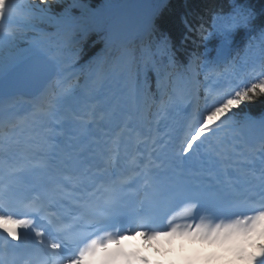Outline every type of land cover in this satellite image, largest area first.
<instances>
[{"label": "snow or ice", "instance_id": "6c2138e0", "mask_svg": "<svg viewBox=\"0 0 264 264\" xmlns=\"http://www.w3.org/2000/svg\"><path fill=\"white\" fill-rule=\"evenodd\" d=\"M136 8L0 0V264H149L136 235L264 264V13L231 0L181 59L168 0Z\"/></svg>", "mask_w": 264, "mask_h": 264}, {"label": "trees", "instance_id": "16d2710c", "mask_svg": "<svg viewBox=\"0 0 264 264\" xmlns=\"http://www.w3.org/2000/svg\"><path fill=\"white\" fill-rule=\"evenodd\" d=\"M101 2L106 3V0H91L93 6ZM119 2L124 4L122 10L127 17L137 15V0H119ZM243 2L257 12L259 23V15L264 13V0H243ZM230 4L231 0H168V10L162 17L161 23L179 48L181 59H185L194 50L198 51L202 46V40L198 35L189 34V26L197 27L199 22L207 19L213 12H226ZM244 38H238L237 41ZM262 107L264 105L258 101L252 106V111L258 112ZM232 264H244V262L232 261Z\"/></svg>", "mask_w": 264, "mask_h": 264}, {"label": "bare ground", "instance_id": "6f19581e", "mask_svg": "<svg viewBox=\"0 0 264 264\" xmlns=\"http://www.w3.org/2000/svg\"><path fill=\"white\" fill-rule=\"evenodd\" d=\"M139 239L143 240L144 243L149 247V249H151V251H156V252H159L161 254V257L162 258H166L167 260L169 259V257L171 256H176L180 262H183L185 261V258L179 254L180 252L175 249V250H170L167 246L166 243L163 242V244L161 243L160 245H158L160 247V249H156L157 248V241L156 239H152V240H148V239H145L143 236H140V235H136ZM205 245H207V243H205ZM193 247V246H192ZM202 249L201 246H196V247H193L189 252L193 255H197L198 252ZM183 254H185V252H183Z\"/></svg>", "mask_w": 264, "mask_h": 264}, {"label": "rangeland", "instance_id": "374dc122", "mask_svg": "<svg viewBox=\"0 0 264 264\" xmlns=\"http://www.w3.org/2000/svg\"><path fill=\"white\" fill-rule=\"evenodd\" d=\"M35 2H37V0H34ZM158 241L157 243V248L156 249H160V247L158 245H160L161 243L163 244L164 241L169 243V248H174L175 246H177L178 244H181L184 247H189L190 242L193 239H188V238H179V239H166V238H156ZM204 243V242H203ZM161 246V245H160ZM207 250L211 253L214 249L218 250L217 246L214 244H207ZM220 250V249H219ZM216 255V254H214Z\"/></svg>", "mask_w": 264, "mask_h": 264}]
</instances>
